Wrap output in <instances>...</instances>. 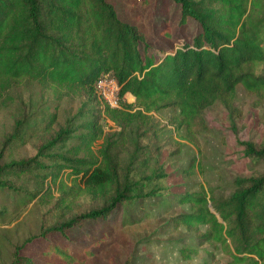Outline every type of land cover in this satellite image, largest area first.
<instances>
[{
	"label": "trees",
	"instance_id": "16d2710c",
	"mask_svg": "<svg viewBox=\"0 0 264 264\" xmlns=\"http://www.w3.org/2000/svg\"><path fill=\"white\" fill-rule=\"evenodd\" d=\"M172 1L180 8L179 24L192 19L200 31L190 44L155 58L143 34L119 20L106 0H0V102L22 81L98 101L74 150L52 151L66 139L60 133L34 157L0 165V191L20 193L16 205L55 200L70 208L82 196L102 201L98 208L49 227L41 238L58 233L66 239V232L84 221H105L119 205L167 192L151 186L157 175L132 176L119 159L132 128L155 132L157 113L175 110L169 123L175 132H184L182 141L191 143L198 130L207 128L205 110L214 104L231 108L241 86L259 100L264 116V74L252 70L264 64V0ZM105 77L119 86L120 109L108 107L95 91L96 81ZM128 94L134 103L125 102ZM99 119L119 130L104 133ZM245 146L248 157L264 160V150ZM27 174L37 179L33 191H19L6 180ZM232 186L227 196L199 186L174 197L177 206L186 207L167 222L189 235L178 250L182 261L200 251L212 256L214 250L228 258L225 264H264V175L236 178ZM45 253L59 264H83L65 245L49 244ZM84 255L90 257L87 251ZM11 264L36 263L16 249Z\"/></svg>",
	"mask_w": 264,
	"mask_h": 264
},
{
	"label": "rangeland",
	"instance_id": "374dc122",
	"mask_svg": "<svg viewBox=\"0 0 264 264\" xmlns=\"http://www.w3.org/2000/svg\"><path fill=\"white\" fill-rule=\"evenodd\" d=\"M119 20L135 26L150 46L149 54L160 58L164 53L187 43L200 31L198 23L187 19L179 24L180 8L172 0H106ZM264 74V64L252 68ZM131 95L125 102L134 103ZM98 101L83 93H68L51 85L22 81L11 86L0 102V165L34 157L39 147L60 133L66 137L52 147L54 153L66 154L78 145L85 123ZM207 128L198 130L193 141L180 139L169 121L176 111L163 110L153 116L155 132L145 134L132 128L130 142L119 154L124 172L132 176H154L153 188L166 193L136 203L117 206L109 218L84 221L66 232L39 235L49 227L63 223L76 213L102 205L101 200L82 196L70 208L57 201L23 205L22 197L0 191V264H11L14 251L36 264H59L45 253L49 244L67 246L70 254L83 264H225L228 258L211 250L212 256L200 251L190 261H182L179 248L189 235L173 230L168 220L186 207L175 204V196L187 190L212 189L215 195L227 196L236 178L264 175V160L246 155L245 144L264 150L263 106L241 86L231 108L214 104L205 110ZM104 133L118 131L109 121H101ZM100 141L93 146L95 150ZM74 150V149H73ZM192 165V168H191ZM19 191H33L34 175L7 176ZM57 195L55 194V197ZM16 205V206H15ZM90 257H85V252ZM76 264V263H75Z\"/></svg>",
	"mask_w": 264,
	"mask_h": 264
},
{
	"label": "built area",
	"instance_id": "2783aa9c",
	"mask_svg": "<svg viewBox=\"0 0 264 264\" xmlns=\"http://www.w3.org/2000/svg\"><path fill=\"white\" fill-rule=\"evenodd\" d=\"M95 91L108 107L112 109L121 108L122 100L119 97V86L113 77L100 78L96 81Z\"/></svg>",
	"mask_w": 264,
	"mask_h": 264
},
{
	"label": "bare ground",
	"instance_id": "6f19581e",
	"mask_svg": "<svg viewBox=\"0 0 264 264\" xmlns=\"http://www.w3.org/2000/svg\"><path fill=\"white\" fill-rule=\"evenodd\" d=\"M132 97V96H131ZM134 100V98H132Z\"/></svg>",
	"mask_w": 264,
	"mask_h": 264
}]
</instances>
